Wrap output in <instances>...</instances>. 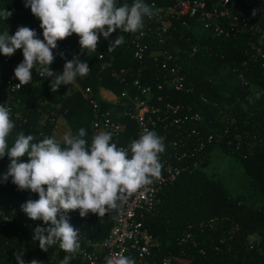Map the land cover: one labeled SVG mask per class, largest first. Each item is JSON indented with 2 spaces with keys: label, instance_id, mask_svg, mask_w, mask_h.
Here are the masks:
<instances>
[{
  "label": "trees",
  "instance_id": "trees-1",
  "mask_svg": "<svg viewBox=\"0 0 264 264\" xmlns=\"http://www.w3.org/2000/svg\"><path fill=\"white\" fill-rule=\"evenodd\" d=\"M155 1L160 3V0ZM206 1L209 10L220 0ZM24 2L0 0V9L13 13L7 20L0 19V33L8 31L11 36L23 26L34 30L37 38L43 40L40 21L33 16L30 8L24 7ZM255 2L257 7L264 5V0ZM230 3L242 4L241 0H230ZM123 4L122 0H117V6ZM247 13L248 10L243 7L241 14ZM254 18L255 22L264 26L263 13L257 10ZM145 21L146 17L143 24ZM179 28L183 37L177 35L175 44H179L187 53L178 55V62L183 66L187 81L194 87V94L164 93V96L168 95L167 101L183 103L200 114L203 120L198 128L202 133L215 135L224 128L227 133L220 143H213L195 158L185 160L184 164H192L198 158L201 163L191 173H182L175 183L163 188L158 195L153 214L144 218L145 228L159 243L146 264H162L166 258L177 257L192 258L195 264H264V45L259 43L256 30L224 38L215 37L211 31L202 32L199 25H195L196 29ZM119 35H124L125 42L108 52L110 43ZM131 39L132 33L117 30L107 40L100 36L96 52L87 53L84 50L83 54L76 34L57 41V48L52 50L55 59L50 65L55 73H62L65 62L74 56L87 62L90 71L86 77L78 76L73 84L61 85L55 93L49 87L52 78H40L35 69L29 84L12 91V87L19 83L14 77V70L23 61L22 50H17L12 56L0 53V105L10 108V119L14 124L7 138L9 147L21 132L33 135L34 142L51 136L57 120L63 115L74 134L80 128L86 130L85 139L90 145L95 135L92 125L95 115L86 100V88H90L99 100L97 94L102 90L120 95L123 86L114 81L111 73L128 68H142V83L155 84L150 67L144 70V66L128 50ZM191 45L198 47L196 54H190ZM100 103L102 110L120 116V108L106 101ZM122 121L128 125L120 142L125 144L127 137L135 135V129L134 123ZM175 133L176 130H172L166 137L157 134L163 138L165 145V151L160 154V163L170 155L169 142H172ZM215 150L240 164L251 187L261 195L262 205L258 209L247 206L244 196H232L220 177L207 175L205 170ZM27 161V156L21 158V162ZM8 163L7 156L0 159V177L6 172ZM38 198L36 193L18 190L11 179L7 182L0 179V207L10 217V221L4 225L0 220V264H17L14 253L21 250L25 264L33 259L46 264L52 255L57 257L60 264L65 257L53 249L41 251L39 242L33 240L34 221L21 210V205L29 199ZM9 206L16 211L9 212ZM67 217L71 226L91 241L105 239L114 221L109 213L103 218L92 213L82 218L79 210L68 212ZM209 221H213L211 227L207 226ZM201 223L203 227H199ZM188 226L194 227L192 240L180 244ZM254 234L260 239L250 242L249 237ZM69 264L84 263L69 261Z\"/></svg>",
  "mask_w": 264,
  "mask_h": 264
},
{
  "label": "clouds",
  "instance_id": "clouds-1",
  "mask_svg": "<svg viewBox=\"0 0 264 264\" xmlns=\"http://www.w3.org/2000/svg\"><path fill=\"white\" fill-rule=\"evenodd\" d=\"M24 7L30 8L39 19L43 40L28 27H19L11 36L4 31L0 33V53L12 56L22 50L23 61L14 70L19 81L16 89L31 82L35 69L40 78H52L49 87L53 93L61 85L75 83L78 76L86 77L90 71L87 62L74 56L65 62L62 73H55L50 65L55 59L52 50L57 48V41L76 34L81 54L84 50L96 52L101 35L107 40L117 30L134 33L143 27L145 17L154 15L153 8L144 0L122 6H117V0H25ZM12 15L0 9V19L7 20ZM256 15L257 10H253L252 16ZM124 42V35L117 36L108 52ZM13 127L10 110L0 105V159L7 156L9 161L0 179L3 182L11 179L18 190L38 194L37 200L29 199L22 204L21 210L29 219L50 225L37 226L33 240L39 242L41 251L58 245L67 253L60 264H69L80 249L79 234L69 223L68 212L79 210L82 218L89 213L103 218L109 211L122 209L132 193L161 176L160 154L165 145L155 131L146 130L127 149L112 143L110 132L94 135L89 145L84 128L74 134L61 118L51 136L34 142L33 135L21 132L9 147L7 138ZM24 156L28 157L27 162H21ZM14 256L17 264H25L22 250ZM29 264L40 262L33 259ZM106 264H136V261L117 252L106 259Z\"/></svg>",
  "mask_w": 264,
  "mask_h": 264
},
{
  "label": "built area",
  "instance_id": "built-area-1",
  "mask_svg": "<svg viewBox=\"0 0 264 264\" xmlns=\"http://www.w3.org/2000/svg\"><path fill=\"white\" fill-rule=\"evenodd\" d=\"M122 1L125 4L134 0ZM241 2L242 4H231L230 0H220L218 4L212 5L207 10L206 0H160V3L155 0H144V3L153 8L154 15L151 18L146 17L143 27L132 33V39L127 48L131 51L133 58L144 66V70H149L150 67L155 84L152 86L142 83V68L137 70L128 68L111 73L114 81L123 86L120 95H114L110 90H102L97 94L101 99L99 100L90 88L84 90L86 100L93 108L95 115L92 123L95 135L110 132L113 137L112 143H115L118 148L127 149L129 144L139 139L146 130L161 133L163 137L171 134L172 130H176L177 133L172 142H169L168 154L170 155L161 162V176L151 185L132 193L122 209L108 212L113 215L114 221L105 239L91 241L78 233L80 249L70 261L106 264L109 256L122 252L127 257H134L138 264H146L153 250L159 246L157 239L145 228L144 218L153 214L158 204V195L163 188L175 183L182 173H191L199 167L201 160L196 158L192 164L183 162L195 158V155L202 153L211 144L220 143L227 133L225 128L215 135L202 133L198 128L203 120L200 114L183 103L173 104L167 101L168 95L164 96V93L194 94V87L187 81L183 66L178 62V55L187 53V50L175 44L178 40L177 35L183 37L182 29L179 27L188 30L196 29L195 25H199L202 32L211 31L215 37L224 38L256 30L259 43L264 45V26L255 22L251 13L257 8L258 12L264 14V5L257 7L255 0H241ZM243 7L248 10L247 14H241ZM198 50L197 46H190L191 55L196 54ZM7 84L10 85L9 82ZM13 90L18 89L14 86ZM101 101L120 108V116H115L109 110H102ZM203 102L206 100L203 99ZM5 107L10 110L8 106ZM61 118L65 121L64 115ZM122 119L134 123L135 129V135L127 137L125 144L120 142L126 134L128 125ZM7 210L11 213L16 211L12 206H9ZM0 220L3 225L10 221V217L2 207H0ZM212 223L213 221H209L207 226L211 227ZM32 226L36 228L50 225H44L42 220H37ZM203 226V223L199 225V227ZM187 228L188 231L181 237L180 244L192 240L191 231L194 227ZM49 249L61 252L64 256L67 255L59 249L58 245ZM162 264L195 263L192 258L177 257L166 258Z\"/></svg>",
  "mask_w": 264,
  "mask_h": 264
},
{
  "label": "rangeland",
  "instance_id": "rangeland-1",
  "mask_svg": "<svg viewBox=\"0 0 264 264\" xmlns=\"http://www.w3.org/2000/svg\"><path fill=\"white\" fill-rule=\"evenodd\" d=\"M205 171L207 175L215 174L220 177L232 196H244L245 204L252 209H258L262 205L261 195L251 187L240 164L219 150H215L211 154ZM257 239L260 237L256 234L249 237L250 242ZM53 261L55 260L49 258L46 264H55Z\"/></svg>",
  "mask_w": 264,
  "mask_h": 264
},
{
  "label": "crops",
  "instance_id": "crops-1",
  "mask_svg": "<svg viewBox=\"0 0 264 264\" xmlns=\"http://www.w3.org/2000/svg\"><path fill=\"white\" fill-rule=\"evenodd\" d=\"M59 122H60V119L57 122V124H56L55 128L53 129V131L57 129V126L59 125ZM61 128H62V126H61ZM53 131H52V133H53ZM50 258L55 260V261H53L55 264H58V259H57V257L55 255L50 256Z\"/></svg>",
  "mask_w": 264,
  "mask_h": 264
}]
</instances>
